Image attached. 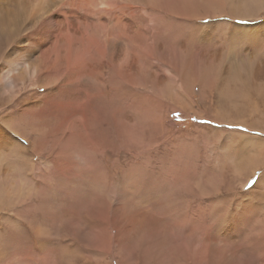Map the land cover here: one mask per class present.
<instances>
[{"label": "bare ground", "instance_id": "obj_1", "mask_svg": "<svg viewBox=\"0 0 264 264\" xmlns=\"http://www.w3.org/2000/svg\"><path fill=\"white\" fill-rule=\"evenodd\" d=\"M262 13L264 0H0V264H87L83 250L89 239L85 219L90 208H97L90 211L97 214L96 223H112L127 237L149 228L141 223L147 212L131 207L136 201L129 190L133 177H124L104 203L93 195L85 207V182L101 194L116 178L107 181L103 175L81 176L75 171L92 170L90 156L111 161L114 169L121 149L128 151L137 141V135H131V117L140 116V134L157 125L148 118L152 101L159 103L160 111L169 103L170 110L194 113L192 97L199 87V96L204 89L212 96L215 81L222 77L238 82L246 73L255 83L263 81L264 61L243 63L250 60L243 54L244 45L256 47L259 30L233 22ZM124 104L130 106V117L119 112ZM216 116L220 118L217 112ZM18 150L38 157L39 168H28L33 181L29 189L21 180L20 166L18 173L7 162L17 158ZM121 195L127 197L114 206V198ZM104 208L111 211L112 221ZM159 215L163 217L155 216ZM47 225L53 231L63 227L64 246H56V234ZM95 233L98 244L102 229L95 228ZM22 241L27 242L25 255ZM223 243L191 244L185 263L236 264L237 249L232 250V241ZM96 249L102 253L99 244Z\"/></svg>", "mask_w": 264, "mask_h": 264}, {"label": "rangeland", "instance_id": "obj_2", "mask_svg": "<svg viewBox=\"0 0 264 264\" xmlns=\"http://www.w3.org/2000/svg\"><path fill=\"white\" fill-rule=\"evenodd\" d=\"M233 22L239 27H255L259 30L256 47H253L252 44L244 45L246 51L243 54L248 56L250 60L246 59L243 63H253L255 59L256 61H264V28L259 26V24H264V13L256 19L254 17L237 18ZM216 29L218 27L214 30ZM238 56L243 57L240 53ZM242 72L244 71L242 70ZM225 78L222 77L219 81H215L212 96H209L208 89H204L202 96H199V87L198 93H194L192 97L194 105H196L193 107L194 113L183 112L182 110L181 112L180 109L170 110L168 108L169 103L163 107L164 111H160L159 103L152 101L148 110V118L152 123L156 121L157 125L155 127L150 126L144 132L145 135L140 134L142 128L138 123L140 116L131 117L133 120L131 135L135 134L134 137L137 135V141H133L134 144L131 143V149L128 151L125 149L126 147L121 146L123 149L117 157V165L114 169H112L111 161H101L99 156H95V160L94 157L90 156L89 159L94 163L92 170L79 168L75 171V174L78 173L77 175L81 176H89L90 174L101 178L103 175L108 177L107 181L111 177L116 178L112 185L110 182H107L108 185L104 184L109 188L104 187V193L101 194L91 191L89 188L91 185L85 182L82 188H85L86 192L81 197L85 207L89 201H92L91 198L95 199L93 195H99L98 198H103L104 203L105 200L111 198L112 190L115 189L116 191L115 186L119 188L118 186L124 177H133L134 182L129 190L134 194L132 198L136 201L132 202L131 207L134 210H145L148 216L144 218L149 220L146 221L142 217L141 220H144L141 222L142 226L149 228H145L142 232L136 231L135 235L127 237L112 223L107 226L101 224L102 222L96 223L97 214L95 216L90 212H97L96 207L90 208V210L86 209L87 217L85 220H87L89 239L84 245L83 256L87 264H187L185 263L187 248H191V244L194 245L197 241L202 240L205 245L219 244V242L227 244L232 241L234 245L232 250L237 249L235 251L239 253L240 262L238 260L236 264H256V261H264V104H262L264 103V80L255 83L252 77L247 76L246 73L239 80L242 83L234 82L229 78L225 80ZM220 82L225 85L229 84L227 86H233L230 90ZM170 85L172 93H175L174 84L171 83ZM242 92L246 95L237 94ZM234 94L238 95L239 98H236ZM231 96L233 97L231 98ZM261 96L263 98H260ZM251 103L257 104L256 108L250 106ZM129 107L124 104L120 109L119 112L122 117H130ZM216 112L220 118L216 116ZM229 112H231L230 115H228ZM153 116L155 117L153 118ZM243 121L244 123H242ZM236 133L241 134V136ZM106 138L113 141L112 138L110 139V134H106ZM117 140L123 142L119 137ZM28 153L29 151L20 152L18 150L16 152L17 158L11 159V161L7 159V162L15 166L16 172L20 166L22 172L19 171L22 176L18 174L19 172L16 176L18 175L19 178L21 176L25 187L29 189L32 187L33 181L28 168L34 164L39 168V162L37 156L31 158L30 153ZM259 158L260 160H258ZM19 159L21 160L19 161ZM25 160H27L26 163ZM22 161L26 164V166L22 164L23 169L20 164ZM97 177L95 178L97 179ZM133 187H136L134 191L131 189ZM142 195L144 196L142 197ZM126 197L127 195L116 196L113 205L116 206L117 203H121V198ZM149 198L150 204H147ZM34 203L37 202L34 201ZM98 205L101 209V204L98 203ZM106 211L108 219L112 221L111 211L107 209ZM135 211L133 212L135 213ZM82 213L85 216V213ZM102 213L104 218L105 210ZM134 213L130 212V214ZM159 213L163 214V217L155 216ZM164 214L167 215L164 216ZM151 224L154 226L151 227ZM155 225L156 229H154ZM99 227L102 229V241L98 244L102 253H98V249H96L98 244L94 240L95 228L99 229ZM50 229L54 235L56 234V246H64L63 227L57 226L54 231L52 228ZM160 243L163 244L162 247H159ZM69 245L73 246V243H69ZM69 245L66 246L71 250L72 246ZM26 247L27 242L22 241L20 243L22 254L28 252ZM32 251L36 253L34 243L32 244Z\"/></svg>", "mask_w": 264, "mask_h": 264}, {"label": "snow or ice", "instance_id": "obj_3", "mask_svg": "<svg viewBox=\"0 0 264 264\" xmlns=\"http://www.w3.org/2000/svg\"><path fill=\"white\" fill-rule=\"evenodd\" d=\"M2 126H3V122H2V121H0V128H2Z\"/></svg>", "mask_w": 264, "mask_h": 264}]
</instances>
